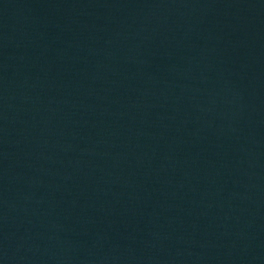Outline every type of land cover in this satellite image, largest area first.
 Returning a JSON list of instances; mask_svg holds the SVG:
<instances>
[{
	"label": "water",
	"instance_id": "1",
	"mask_svg": "<svg viewBox=\"0 0 264 264\" xmlns=\"http://www.w3.org/2000/svg\"><path fill=\"white\" fill-rule=\"evenodd\" d=\"M0 264H264V0H0Z\"/></svg>",
	"mask_w": 264,
	"mask_h": 264
}]
</instances>
